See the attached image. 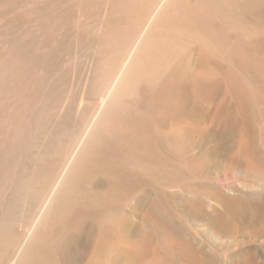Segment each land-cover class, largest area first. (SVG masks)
Here are the masks:
<instances>
[{
    "label": "rangeland",
    "instance_id": "rangeland-1",
    "mask_svg": "<svg viewBox=\"0 0 264 264\" xmlns=\"http://www.w3.org/2000/svg\"><path fill=\"white\" fill-rule=\"evenodd\" d=\"M165 1L143 0L128 33L132 38L127 37L129 40L124 42L113 79ZM78 9L77 18L96 27L103 26L109 11L108 4L97 6L91 13L84 7ZM252 20L248 22L252 26L248 33L225 29L229 44L224 47L207 43L191 25L193 35L187 33L176 39V45H170V52L164 54L165 59L158 66L164 90L154 100L155 111L161 130L172 138L176 171L167 179H159L154 188L138 187L120 205L126 223L123 254L134 256L139 264H264V17L259 23ZM214 22L220 24L219 20ZM235 42L241 46L236 44L237 52L236 48L235 52L232 50ZM0 62V212L3 205L12 206L11 218L23 232L33 225L34 210L28 203L19 205L18 188L28 182L27 193L35 190V185L29 184L30 178L37 165L48 157L61 158L63 163L69 160L83 139L84 125L70 129L61 127L59 122L69 108L73 109L75 120L87 104L93 112L97 99L87 98L82 103L78 100L88 83V61L81 55L73 61L81 67L75 69L77 72L70 69L68 76H73L72 81L67 80L73 84L68 85L71 91L64 94L68 97L61 98L50 86L58 74L38 83L37 74L19 68L21 63L13 64L8 57ZM180 67L188 75L190 98L178 91L182 87ZM142 98L141 107L146 110L150 107V94L142 92ZM27 100L32 101L30 105ZM160 193L166 197L164 203L175 229L149 214L150 201ZM235 202L244 209L239 207L237 212ZM213 213L221 214V223L219 215L218 221H212L209 216ZM106 237L112 256L116 232ZM94 255L92 246L88 247L84 261ZM111 262L120 264L113 259Z\"/></svg>",
    "mask_w": 264,
    "mask_h": 264
},
{
    "label": "bare ground",
    "instance_id": "bare-ground-1",
    "mask_svg": "<svg viewBox=\"0 0 264 264\" xmlns=\"http://www.w3.org/2000/svg\"><path fill=\"white\" fill-rule=\"evenodd\" d=\"M142 2L0 0V59L8 57L13 64L21 63L19 68L37 74L38 83L49 75L58 74L56 80L53 79L55 84L50 86L61 98L71 88L68 85L72 83L68 84L67 80H71L76 68L81 67L79 63L73 64L81 55L88 61L85 77L88 83L78 100L82 103L87 98L97 99L94 104L90 103L95 108L93 112L87 104L75 120L74 111L69 108L59 122L61 127L70 129L84 125L83 139L80 143L77 141L79 144L67 158L69 160L63 163L64 158L61 162V158L48 157L37 165L30 178L29 184L35 185V190L27 193L28 182L18 188L19 205L28 203L34 210L31 228L23 232L18 230L11 218L12 206L3 205L0 264H110L111 259L120 264H139L134 256H124L122 236L126 223L119 208L138 187L154 188L159 179H167L176 171L172 138L161 130L154 103L164 90L158 70L164 54L170 52V45H176V39L187 33L193 35L192 26L207 43L224 47L229 44L225 29L248 33L252 27L250 20L259 23L264 17V0H166L125 62L122 60L123 65L118 64L121 69L113 79L124 42L132 36L128 33L135 24L133 18L144 5ZM103 4H108L109 11L102 27L76 16L80 7L91 13ZM214 20H219L220 24ZM236 44L239 46L238 42L233 43L232 50L236 48L237 52ZM70 69L76 72L72 70L74 73L71 72L69 79ZM181 73L178 77L182 87L178 91L188 98L191 88L187 83L188 75L183 69ZM142 92L150 94V107L146 110L141 107ZM27 101L29 105L32 102ZM28 103H25L26 108ZM165 199L160 193L151 200L149 214L175 229ZM237 203L234 205L238 212L241 205ZM218 215L213 213L209 217L212 221L220 219L221 223V214L219 219ZM112 231L116 232L117 241L111 256L106 236ZM136 245L137 248L139 244ZM91 246L95 255L84 261V252Z\"/></svg>",
    "mask_w": 264,
    "mask_h": 264
}]
</instances>
